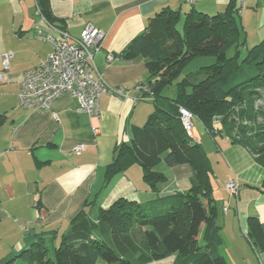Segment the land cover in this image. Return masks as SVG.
I'll list each match as a JSON object with an SVG mask.
<instances>
[{"label":"crops","instance_id":"1","mask_svg":"<svg viewBox=\"0 0 264 264\" xmlns=\"http://www.w3.org/2000/svg\"><path fill=\"white\" fill-rule=\"evenodd\" d=\"M229 2L49 0L53 17L70 37L78 38L87 25L104 35L93 56L95 67L109 88L124 94L101 95L100 114L90 118L76 111L78 102L68 94L58 97L50 111L19 106L17 94L24 73L52 53L51 43L42 38L57 40L58 30L42 19L35 0H0V261L38 237L55 234L58 240L83 210L87 220L96 222L99 210L120 198L166 206L173 202L172 196L190 189L189 165L158 166L155 171L166 181L157 191L144 184L137 165L105 183L104 173L117 147L129 141L152 110L135 93L148 77L146 61H124L118 55L163 9L183 14L194 9L213 16L222 13ZM239 17L246 45L264 38V0H245ZM108 54L114 58L110 63ZM197 123L193 139L211 164L212 195L219 209L218 253L229 264H257L251 260L255 252L246 239V219L257 217L264 225V195L255 189L264 179V168L247 149L224 136L212 138ZM78 146L83 150L77 152ZM232 179L239 183L237 196L225 189ZM141 231L136 233L138 238ZM261 257L264 264V254ZM173 261L169 257L149 264Z\"/></svg>","mask_w":264,"mask_h":264},{"label":"trees","instance_id":"2","mask_svg":"<svg viewBox=\"0 0 264 264\" xmlns=\"http://www.w3.org/2000/svg\"><path fill=\"white\" fill-rule=\"evenodd\" d=\"M35 2L42 19L63 31L49 0ZM239 10L237 0L213 16L163 9L118 55L124 61H146L147 92L140 97L155 111L117 147L105 183L137 165L144 184L157 191L166 181L155 171L158 166L189 165L190 189L172 196L166 206L120 198L100 209L96 222L87 220L83 210L58 240L55 234L38 237L0 264H149L169 257H174L173 264H229L218 253L219 209L212 195L211 164L183 129L180 110L192 114L212 138L224 136L247 149L264 168V109L255 106L264 93V38L242 58L247 45ZM232 48L234 55L227 57ZM205 57H213L214 64L176 83L174 99L162 96L190 61ZM255 189L264 195V179ZM246 227L252 249L264 254V225L248 217Z\"/></svg>","mask_w":264,"mask_h":264},{"label":"built area","instance_id":"3","mask_svg":"<svg viewBox=\"0 0 264 264\" xmlns=\"http://www.w3.org/2000/svg\"><path fill=\"white\" fill-rule=\"evenodd\" d=\"M192 3L193 0H186ZM241 7L245 0H238ZM58 39L48 36L42 40L52 45V53L38 66L26 71L20 83L17 100L20 107L39 111H50L54 101L63 94H68L78 102L77 112L85 113L90 118H97L100 114L99 99L103 94L121 97L124 93L120 89H111L97 71L93 56L99 50L104 37L103 33L90 25L85 26L78 38L70 37L66 32L57 31ZM8 56L4 59L7 66ZM108 54V63L113 61ZM147 92L144 84L135 88L140 97ZM141 100V97L139 98ZM183 129L193 139V120L196 119L189 112L181 109ZM83 150L78 146L76 151ZM225 189L234 196L238 195L239 183L236 179L225 184Z\"/></svg>","mask_w":264,"mask_h":264},{"label":"rangeland","instance_id":"4","mask_svg":"<svg viewBox=\"0 0 264 264\" xmlns=\"http://www.w3.org/2000/svg\"><path fill=\"white\" fill-rule=\"evenodd\" d=\"M179 29H181V25L178 26ZM253 45L252 43H249L246 48H244L241 51V56L242 58L245 56L246 52L248 49H250ZM234 55V49L232 48L231 50L228 51L227 53V57H232ZM215 62V59L213 57H205V58H197L194 59L192 61H190L181 71V73L179 74V76L174 80V82L172 83L171 86H169L168 88L164 89L162 96L166 97L168 99H174L176 96V83H178L182 78L188 76V75H192V74H196L198 73L202 68L208 67L210 65H213ZM144 104H148L150 105V107L152 108L150 113H153L155 111L154 105L150 102V101H144L142 102ZM255 106L257 108H262L264 109V93H262L261 95V99L259 101L256 102ZM198 121L196 119L193 120V126H194V130H198L199 129V125L197 123ZM261 122V121H260ZM262 123V122H261ZM201 128V127H200ZM203 128V126H202ZM201 128V130L204 132V130ZM206 136V133H205ZM5 258V257H4ZM3 258V259H4ZM248 259V258H247ZM251 259V258H249ZM253 260V262H257V264H263V259L261 257V255H256L254 253V258L251 259ZM249 262V260H247ZM21 263H23V260L20 261Z\"/></svg>","mask_w":264,"mask_h":264}]
</instances>
